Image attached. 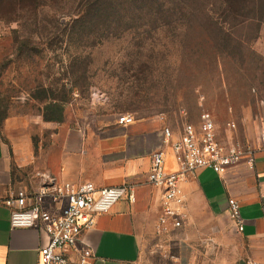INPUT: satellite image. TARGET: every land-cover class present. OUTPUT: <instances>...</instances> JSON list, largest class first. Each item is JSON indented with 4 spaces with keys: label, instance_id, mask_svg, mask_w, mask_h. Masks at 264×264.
<instances>
[{
    "label": "rangeland",
    "instance_id": "obj_1",
    "mask_svg": "<svg viewBox=\"0 0 264 264\" xmlns=\"http://www.w3.org/2000/svg\"><path fill=\"white\" fill-rule=\"evenodd\" d=\"M168 8V18L140 19L122 34L90 40L62 32L70 27L68 9L0 15V105L8 106L0 140L18 164L16 190L28 182L19 164L30 145L34 151L47 145L61 123L104 126L131 115L160 119L177 131L208 113L222 140L258 141L264 128V0H183ZM179 10L182 17L175 15ZM32 47L40 54L29 52ZM51 84L57 96L68 95L63 122L43 117L45 101L38 96ZM229 222L165 234L157 227L141 264H237V239L216 229Z\"/></svg>",
    "mask_w": 264,
    "mask_h": 264
},
{
    "label": "crops",
    "instance_id": "obj_2",
    "mask_svg": "<svg viewBox=\"0 0 264 264\" xmlns=\"http://www.w3.org/2000/svg\"><path fill=\"white\" fill-rule=\"evenodd\" d=\"M160 119H138L122 125L114 119L104 126H55L47 145H30L26 161L28 182L24 187L38 190L44 184L92 182L98 188L129 184L133 199H121L107 213L98 216L84 241L96 256L94 264H141L144 248L158 227L162 196L149 181L152 155L164 150L168 171L177 168L171 146L165 143ZM258 148V141L251 144ZM11 146L0 140V191L14 186V155ZM255 169L246 161L219 174L210 168L199 170L183 183L188 219L184 227L229 220L228 231L237 239L236 263H264V151L257 149ZM18 161V160H17ZM19 166V167H20ZM23 187V188H24ZM240 204L244 230L230 216L229 199ZM208 217V218H207ZM48 243L38 228H14L11 209L0 207V264H42L40 250Z\"/></svg>",
    "mask_w": 264,
    "mask_h": 264
},
{
    "label": "built area",
    "instance_id": "obj_3",
    "mask_svg": "<svg viewBox=\"0 0 264 264\" xmlns=\"http://www.w3.org/2000/svg\"><path fill=\"white\" fill-rule=\"evenodd\" d=\"M118 122L127 125L135 122L131 115H123ZM231 130L236 124L230 123ZM165 143L171 146L177 168L168 171L164 150L153 153L150 183L162 196V213L158 218V231L169 233L184 227L188 219L187 199L183 183L205 168L219 174L246 161L255 169L256 151H264V128L258 137L259 147L240 142L222 140L217 124L208 113L197 122L186 121L177 131L171 126L164 129ZM129 184L98 188L92 182L75 185L71 182L42 185L38 190L26 188L0 191V207L11 209L14 228L33 227L42 230L48 243L40 250L42 264H94L93 249L84 241L87 231L94 228L99 215L109 212L123 198L133 199ZM230 216L244 230V221L237 199H229ZM248 264H264L249 262Z\"/></svg>",
    "mask_w": 264,
    "mask_h": 264
},
{
    "label": "trees",
    "instance_id": "obj_4",
    "mask_svg": "<svg viewBox=\"0 0 264 264\" xmlns=\"http://www.w3.org/2000/svg\"><path fill=\"white\" fill-rule=\"evenodd\" d=\"M183 0H0V15L12 16L18 9H32L38 11L41 8L49 7L55 9L69 10L66 16L70 18V27L61 29L70 34H78L87 37L89 40L98 36L110 34H122L133 29L134 22L140 19L155 18L161 20L173 15L169 6L180 5ZM65 13V12H64ZM61 15V12H60ZM64 15V14H62ZM175 15L183 16L182 10ZM13 19V18H11ZM20 48V49H19ZM18 49L20 53L23 45ZM39 55L41 49L32 47L29 52ZM22 54V53H21ZM31 54L29 53V57ZM76 87V86H75ZM38 99H44L45 107L43 117L46 121H64L65 103L68 95L57 96L52 84L43 88ZM41 97V98H40ZM8 106L3 109L0 105V123L8 116Z\"/></svg>",
    "mask_w": 264,
    "mask_h": 264
}]
</instances>
